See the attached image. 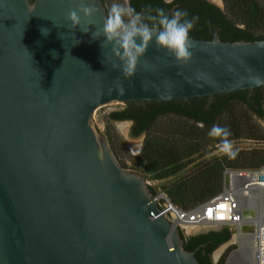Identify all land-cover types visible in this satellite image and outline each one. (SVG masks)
Wrapping results in <instances>:
<instances>
[{"label":"water","instance_id":"water-1","mask_svg":"<svg viewBox=\"0 0 264 264\" xmlns=\"http://www.w3.org/2000/svg\"><path fill=\"white\" fill-rule=\"evenodd\" d=\"M208 1L224 8L222 0ZM78 3L0 0V264H202L182 232L224 225H174L146 177L113 154L94 111L111 102L202 97L209 108L215 95L242 90L251 97L264 86L254 83L264 80V39L222 40L218 29L212 39L190 36L187 64L153 41L125 78L111 68L105 37L92 39L95 26L70 29L67 13ZM96 4L93 19L102 26L108 9L104 0ZM121 109L104 113L140 151L144 135L132 136L129 121L110 116ZM228 226L233 235L214 250L215 262L236 244V226Z\"/></svg>","mask_w":264,"mask_h":264},{"label":"trees","instance_id":"trees-1","mask_svg":"<svg viewBox=\"0 0 264 264\" xmlns=\"http://www.w3.org/2000/svg\"><path fill=\"white\" fill-rule=\"evenodd\" d=\"M175 8L186 11L188 19L197 18L190 36L213 38V32L218 29L222 40H259L264 39V0H223L224 8L206 0H176ZM107 3V0H104ZM108 4V3H107ZM106 7L109 8V4ZM137 12L143 7L146 15L151 9L155 15L156 8H163L170 13L174 3L164 0H130ZM248 91L215 95L211 108V116L205 117L207 123L214 124V116L220 117L218 125L226 127L231 132L229 139L237 140L247 136L264 139V132L257 131L252 124V115L264 116V86L255 89L248 99ZM206 98V97H205ZM164 102V101H162ZM176 102V101H173ZM183 102L182 100L178 101ZM172 108L166 104L155 105L148 109L136 107L134 111L127 108L111 113L113 119L136 120V132L148 129V136L141 150V158L151 180L165 182L161 187L150 185L155 194L158 188L164 189L170 199L178 206L189 209L219 193L223 188V170L231 168H254L264 164V149L236 151L234 159L223 154L212 162L197 169L189 176L179 177L191 162L193 156L207 148L210 144H219L217 139L208 135L209 130L201 128L197 123L186 121H164L157 117L164 110ZM175 109V107H173ZM179 110H185L182 106ZM196 109H189L194 110ZM204 108L201 107V110ZM243 109V111H241ZM197 113V112H196ZM192 113V114H196ZM237 113H240L237 114ZM163 120V121H162ZM174 120V119H172ZM195 127L194 129H190ZM173 180H172V179ZM220 230H211L193 236L182 235L185 248L195 250L202 264H224L225 257L218 262L213 260L214 250L227 242L233 235L230 226H221Z\"/></svg>","mask_w":264,"mask_h":264},{"label":"clouds","instance_id":"clouds-1","mask_svg":"<svg viewBox=\"0 0 264 264\" xmlns=\"http://www.w3.org/2000/svg\"><path fill=\"white\" fill-rule=\"evenodd\" d=\"M170 3L171 0H165ZM99 12L96 0H79L78 7L69 9L67 20L70 22V29L77 27L84 32H89V25L95 26V31L91 33L92 39H105L101 42L104 48L111 45L113 62L112 70L121 71L123 77H133L138 66L144 61L150 44L155 41L158 50H166L172 55L177 63L187 64L192 59L191 48L193 44L190 32L196 22L195 17L188 19V13L183 10H173L171 14L166 13L163 8H156L155 15L137 12L131 6L130 0L123 2H113L103 18L102 26L93 18ZM83 20L86 25H82ZM44 35L48 34L47 28L41 29ZM80 41L78 40L79 44ZM55 56V53L53 52ZM119 80V77H117ZM264 82L261 78H256L254 83ZM117 90L123 93L122 84L117 86ZM208 135L219 141L220 151L234 159L237 155L233 150V142L229 139L231 132L226 127L213 125Z\"/></svg>","mask_w":264,"mask_h":264},{"label":"built area","instance_id":"built-area-1","mask_svg":"<svg viewBox=\"0 0 264 264\" xmlns=\"http://www.w3.org/2000/svg\"><path fill=\"white\" fill-rule=\"evenodd\" d=\"M262 189L264 164L254 168L226 167L223 170L222 190L189 209L175 204L164 189L158 188L155 194L174 225L203 223L235 225L237 236L243 238L244 235L248 237L253 235V264H264V214H260L261 217L255 225L246 221L248 203L254 193ZM254 212L257 213L255 210Z\"/></svg>","mask_w":264,"mask_h":264},{"label":"rangeland","instance_id":"rangeland-1","mask_svg":"<svg viewBox=\"0 0 264 264\" xmlns=\"http://www.w3.org/2000/svg\"><path fill=\"white\" fill-rule=\"evenodd\" d=\"M113 2H121L122 3L123 0H107V3L109 4V6ZM108 4H107V6H108ZM223 4H224V2H223ZM125 105L126 104H124L122 102H111L107 105L98 107L94 111V116L96 115L97 112L101 116L103 123H104V126H105L106 138H107V141L109 143V146H110L113 154L116 156L118 161L124 167V169L141 172L146 177V179L148 180L150 185H156V186L161 187L162 184L165 182H163V181L158 182V181L151 180L148 178V177H150V174L145 169V165H144L142 158H141V150H142L143 145H141V150L136 152L133 149V147L124 138V136L122 135V133L118 129L115 122L108 120L107 116L104 113V111L108 107L124 108ZM241 111H243V109ZM237 114L240 115V113H237ZM251 120H252L253 127L255 129H258L257 131H259V129H260V131L264 132V126L260 123V121L254 115H252ZM164 121H167V120H164ZM232 142H233V150L234 151L251 150V149H264V139H259L257 137L255 138V136L254 137L247 136V137H244L242 139L232 140ZM222 155H223V153L220 151L219 144H210L207 148H205L204 150L199 152L197 155L192 157V159H195V162L191 166H189L186 170H184L179 175V177L191 175L197 169H200L201 167L205 166L207 163L212 162L215 158H218ZM261 202H262V207H264V189L254 193V195L252 196V198L249 201V203H252L250 205L253 207H256V208L260 207ZM252 214L255 215V212L252 211ZM203 224H211V223H203ZM248 238L251 240L252 237L249 236ZM246 240H248L246 237L240 238V236H237V231H236V244L226 247L223 250L222 254L220 255L218 261L221 260L223 257H225L224 264H242L241 260H243V259L246 260V263L248 262V264H250L251 260L250 259L247 260V257H246L247 256L246 255L247 250H244V249H246L247 243L250 240L248 242ZM250 243H248V244H250L252 247V241H250Z\"/></svg>","mask_w":264,"mask_h":264},{"label":"flooded vegetation","instance_id":"flooded-vegetation-1","mask_svg":"<svg viewBox=\"0 0 264 264\" xmlns=\"http://www.w3.org/2000/svg\"><path fill=\"white\" fill-rule=\"evenodd\" d=\"M146 1H148V0H141V2H146ZM206 1H208V0H206ZM208 2H210V1H208ZM170 3H174L173 6H176V7L179 5V3H177L176 0H171ZM210 3H212V2H210ZM143 11H144V9H143V7H141L139 12L143 13ZM248 99H250V97H248ZM161 104H166V105H168V106H170L172 108H169L167 110L162 111L163 113L160 114L157 117V119L161 118V117H164L163 119L167 120V121H179V119L182 118V119H184L186 121L197 123V125L199 127L208 129L209 131L212 128L213 125H218V122H219V119H220L219 116L215 115L214 116V124L211 125V124L207 123V121L205 120V117L211 116V114H210L211 113V108L210 107L209 108L206 107L207 98H205V97L193 98V99L185 100V101H183L181 103H179L178 101H176V102H173V101H167V102L148 101V102L145 103V105L132 103L130 105H125V107L123 109L127 108L128 111H134V109L136 107H142L143 109H148V108L153 107L155 105L160 106ZM180 106L185 108V110L177 109ZM173 107H175V109ZM201 107H203L204 109L201 110ZM195 108H197L196 109L197 113L194 110H189V109H195ZM192 113H196V114H192ZM254 115H255L256 118H264V116H259L258 114H254ZM172 119H174V120H172ZM114 120H118V119H114ZM119 120L129 121L130 122V124H131L130 130H131V135L132 136L140 137V136L144 135V139H142V143H143L142 145L144 146L145 140H146V138L148 136V132H149L148 129H144L143 128V130H141L140 132L137 133L136 132V127H135L136 126V120H134L132 118L131 119L130 118L129 119H119ZM194 128L195 127H192L190 129H194ZM143 146H142V148H143ZM194 162H191L189 165H187L186 169L189 166H191ZM176 176H179V175H175L172 178L175 179L174 177H176ZM203 233H205V232H203Z\"/></svg>","mask_w":264,"mask_h":264},{"label":"bare ground","instance_id":"bare-ground-1","mask_svg":"<svg viewBox=\"0 0 264 264\" xmlns=\"http://www.w3.org/2000/svg\"><path fill=\"white\" fill-rule=\"evenodd\" d=\"M250 204H252V203H248V206H247V208L249 209L248 210V212H247V214H246V217H247V219H246V221L248 222V223H250V224H254L255 225V223H257L259 220H258V218H260L261 216H260V214H264V207H262V205L260 206V207H258V208H256V207H253V206H251ZM254 212V210L255 211H257V213L255 214V215H253L252 214V211ZM248 234V233H247ZM247 238L248 240H246L247 242L250 240L246 235H244V238ZM252 238H251V240L250 241H252V247H251V243H250V241L248 242V243H250V244H248L247 242V247H246V249H244V250H247V253H246V257H247V260H251V263L250 264H253V243H254V240H253V238H254V236L252 235L251 236ZM241 238V237H240ZM251 252V253H250ZM245 257V258H246ZM242 261V264H248V262L246 263V260H241Z\"/></svg>","mask_w":264,"mask_h":264},{"label":"snow or ice","instance_id":"snow-or-ice-1","mask_svg":"<svg viewBox=\"0 0 264 264\" xmlns=\"http://www.w3.org/2000/svg\"><path fill=\"white\" fill-rule=\"evenodd\" d=\"M223 207V206H222ZM209 214H211V213H209Z\"/></svg>","mask_w":264,"mask_h":264}]
</instances>
